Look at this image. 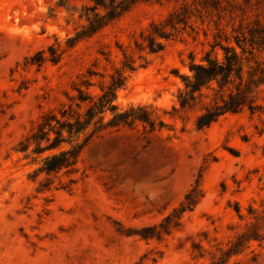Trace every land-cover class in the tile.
Instances as JSON below:
<instances>
[{
	"label": "rangeland",
	"instance_id": "rangeland-1",
	"mask_svg": "<svg viewBox=\"0 0 264 264\" xmlns=\"http://www.w3.org/2000/svg\"><path fill=\"white\" fill-rule=\"evenodd\" d=\"M184 1H139L91 31L90 0H0V264H210L254 230L261 238L228 264H264V86L259 111L204 128L195 124L202 102L178 100L192 57L200 61L219 34L264 21V0H222L220 18L189 0L187 25L157 36L163 46L151 51L154 24ZM119 73L115 103L145 106L154 128L108 126L76 172H37L58 149L20 142L42 115L74 102L77 88L100 94Z\"/></svg>",
	"mask_w": 264,
	"mask_h": 264
},
{
	"label": "trees",
	"instance_id": "trees-1",
	"mask_svg": "<svg viewBox=\"0 0 264 264\" xmlns=\"http://www.w3.org/2000/svg\"><path fill=\"white\" fill-rule=\"evenodd\" d=\"M90 1L92 5L87 8L92 12L84 15L89 30L97 31L135 3L150 0ZM191 2L198 10L202 8L209 13L216 11L219 18L226 9L222 0ZM189 8L190 2L185 0L169 14L164 23L154 24V31L149 35L151 51H158L163 46L157 41V36L169 38L182 29L181 24L187 25ZM219 35L221 38L215 39L211 49L205 52L200 61H195L194 56L192 57L189 67L191 74L183 76L184 88L178 94L181 108H193L202 102L203 106L195 121L197 128L209 126L226 113L240 112L245 108L254 113L261 107L256 103V95L264 86V21L256 19L252 25H240L232 37ZM219 48L222 49V54ZM124 81L125 77L121 73L113 75L110 83L98 95L77 88L78 95L72 99L74 102L62 104L57 111L52 110L42 115L36 129L20 142L22 150L35 144L37 153L58 149L43 157V164L37 172H44L47 176L61 171L69 174L76 172L83 149L108 126L130 125L139 120L154 128V120L145 106L138 107L143 110V114H137L138 109L135 107L120 110L115 103L117 90L123 86ZM210 97L212 99L209 102H203ZM108 112L112 116L106 120ZM186 198L189 199V194ZM182 207L186 210L192 204L183 202ZM260 238L258 230L238 233L210 264H228L233 255L242 252L253 239Z\"/></svg>",
	"mask_w": 264,
	"mask_h": 264
}]
</instances>
